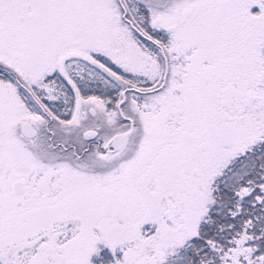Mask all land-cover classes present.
<instances>
[{
	"label": "snow or ice",
	"instance_id": "obj_1",
	"mask_svg": "<svg viewBox=\"0 0 264 264\" xmlns=\"http://www.w3.org/2000/svg\"><path fill=\"white\" fill-rule=\"evenodd\" d=\"M0 264H264V0H0Z\"/></svg>",
	"mask_w": 264,
	"mask_h": 264
}]
</instances>
